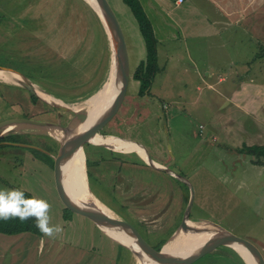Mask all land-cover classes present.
I'll list each match as a JSON object with an SVG mask.
<instances>
[{
    "label": "rangeland",
    "instance_id": "obj_1",
    "mask_svg": "<svg viewBox=\"0 0 264 264\" xmlns=\"http://www.w3.org/2000/svg\"><path fill=\"white\" fill-rule=\"evenodd\" d=\"M20 1L21 7H19ZM118 1L107 0V3L120 25L127 49V61L130 70L133 71L139 58L145 57V45L131 11L122 0ZM67 8L70 10L68 15L65 13ZM0 15H3L0 18V66L9 67L30 76L42 77L45 82L50 83L51 88L63 90L71 95H80L75 98L78 100L83 99L92 87L95 88L98 85V79L104 71H107L105 69L110 57L106 50L108 43L105 42V31L103 33L100 30L102 28L99 27L100 21L95 20L80 0H0ZM24 16L30 18L17 20ZM209 17H215L213 10ZM21 27L24 28L22 32H20ZM220 29L224 33L220 36L221 41L219 38H204L190 43L186 39H179L157 44V69L159 70L150 85L149 93L144 95V98L136 95L140 89L139 82L132 81V76L130 82L126 84L122 101L117 107L118 111H115L117 113L111 114L104 120L102 126L100 125L104 132L112 136L109 142L113 143L114 147L108 145L104 147L96 143L83 144L84 157L87 158L85 160L86 175L93 194L103 203L108 204L118 216L134 225L149 245L155 246L160 242L163 245L176 230V225L178 226L186 216L188 219H206L249 240L262 256L264 264V156L261 159L262 163L255 164L252 162L251 155L247 153L230 154L229 152L230 144L237 145L239 140L247 141L245 137L251 138V132L255 129L256 123H253L248 115L239 113L242 128L240 131L235 122L238 121L237 119L229 121L228 125L224 126L222 130L225 133L220 129L224 118L227 117L226 113H231L233 116L236 113V107L227 103L225 99L227 91L229 95L234 91V85L231 86L234 84L232 79L235 76L239 79H249L254 76L264 79V72H262L264 68L252 67L257 64L256 62L262 63V59L256 54L258 48L254 40L247 37L245 30L238 27V33L234 35L231 30L235 28H231L229 33L225 32L223 26H220ZM11 52L15 54V57L7 61V54ZM33 61L39 62L35 69L29 66ZM63 63H69L71 66L70 73L59 74L60 77L67 75L66 78L54 77L58 79L54 80L45 76L48 74L46 70ZM241 63L245 69L241 66L237 68L236 65ZM183 68L187 71H183ZM241 69L244 70L243 73L237 72ZM203 76L207 77V84L203 82ZM220 77H224L223 82L218 81ZM14 86H5L0 80V121L21 118L60 121L61 124L78 131L75 127L78 119L70 112L60 111L40 98L34 103L25 88ZM1 92L12 101H5ZM256 95L257 93L253 91V98ZM249 96L252 99L250 94ZM114 97L115 95L112 96L109 104ZM260 98L264 96L258 95L257 99ZM93 107L74 111L86 114L84 119L87 120L85 110ZM105 109L106 107L95 117H98ZM59 111L61 115H58ZM200 124L202 128H199ZM92 128L91 132L94 133L96 126ZM192 131L201 132L202 137L210 139L216 149L209 151L194 145ZM122 135L131 139L141 152H136V149L119 148L118 138ZM153 135L157 136L162 148H158L152 141ZM14 138L16 141H9V143L22 141L33 148L55 146L51 139H47L49 141L47 142L43 136L36 133L18 134ZM260 139L261 137H258L254 141L261 142ZM262 141L263 144L260 146L264 151V138ZM24 150L23 146L0 144V151H5L0 153V187L21 188L30 194L36 193L45 198L52 208H55L59 218H64V221L62 219L61 221L65 224L63 226L65 231L69 233L75 228L74 234L70 235L77 240L73 243L88 244L90 245L88 248L95 250L90 254L79 251L72 254L70 250L65 251L60 254L63 255L60 258L74 260L69 262L64 260L61 264H88L87 261L82 260L75 263L76 259L85 257L87 254H94L96 257L93 260L87 259L90 264H108V260H101L103 254L97 251V247L100 244L99 239L111 241L90 219L78 216L79 220L74 218L76 216L73 210L76 207L71 201L74 198L79 204L76 199L77 193L63 169L57 165V172L63 177L66 186L62 191V202H60L56 197L57 190L49 177L50 171L45 168L40 170L37 164L33 168L32 165H27L24 160V154L27 151ZM29 151L36 156L35 151L31 149ZM106 157L118 158L127 164L120 169V166L114 163V167L110 169ZM184 157H193L194 162H198L196 164H205L207 170L210 169L206 179H210L212 190L204 194L201 199L195 192L192 207L189 205L190 175L182 174L185 170H181ZM95 158L104 160L109 166L106 173L99 172L98 161H95ZM148 159L159 161L163 169L157 170L153 167L147 170L139 167L149 163ZM118 169L123 173L122 175L117 173ZM99 175L102 177L100 178ZM130 182L133 183L130 191H144L143 198L156 199V206H164L170 200L169 210L164 217H161V221L157 222L158 224L148 219L140 221L139 216H134L136 211L140 214L147 212L142 209V205H130L131 201L127 192ZM226 189L230 193H226ZM63 192L66 194V199L63 197ZM147 229L153 231H146ZM64 237L68 239L67 234ZM24 239L23 243L26 244L35 243L36 238L28 235ZM200 242L187 245L188 247H184L178 253L191 252L196 248L193 246ZM24 249L23 245L16 248L18 258L13 264H25L29 260L23 257ZM127 249L118 246L114 250L116 256L113 250L111 254L121 262L120 264H133V256ZM29 253L32 258L31 251ZM40 256L45 259L42 260L43 264H56V259L51 260L45 254ZM33 258L39 259L37 254ZM193 260L191 264H243L240 255L237 256L236 251H232L225 245L215 246L208 253L205 251ZM5 261L6 264H11L8 258Z\"/></svg>",
    "mask_w": 264,
    "mask_h": 264
},
{
    "label": "crops",
    "instance_id": "obj_2",
    "mask_svg": "<svg viewBox=\"0 0 264 264\" xmlns=\"http://www.w3.org/2000/svg\"><path fill=\"white\" fill-rule=\"evenodd\" d=\"M139 2L145 14L147 15L148 19L151 22L153 33H154L155 38L158 41V44L159 43L162 44L165 41L174 42V41H178L179 39H186L190 43L199 41L204 38H210V39L219 38V40L221 41L220 36L224 33H222L220 26H223V28L225 27V32H228V33L231 30V28H235V30H231V33H234V35L238 33L237 31L238 27H241L243 30L246 31L245 34L247 35V37L248 38L251 37V39L254 40V44H256V47L258 48L257 49L258 53L256 51V54L261 56V59H262V63L256 62L257 64L252 65V67L264 68V0H182L181 2H178V0H139ZM211 10L215 12V17H209L211 14ZM227 26H231V27L227 29L226 28ZM241 41H244V40L241 39ZM141 54H142V51H141ZM145 56H146V52H145ZM144 59L145 57L139 58L133 71L130 70L129 62H128V81L127 82H130L131 77L133 76V73L137 65L140 63V61ZM236 66L237 68H239V66L243 68L242 63L241 65H236ZM243 69H245V66ZM243 69L238 70L237 72L243 73L244 72ZM183 71H187V69L183 68ZM262 72H264V70H262ZM206 78H207L206 76H203L202 78L205 84H207ZM133 80L134 82H137V83L139 82L135 80L134 78H132V81ZM218 81L223 82L224 77H220ZM232 81H234V84H231V86L234 85V91L230 93V95H229V92L227 91V95L225 99L227 103L233 104L236 107V113H235V116H233L231 113L230 114L226 113L227 117L224 118L223 124H221V128H220L221 132H224L222 129L226 127L225 125H228L229 121H233L234 119L238 120L235 122H236V126L239 129V131L242 129L240 125L241 118H239L240 117L239 113L248 115L251 121L253 123H256L255 129H253L251 132V138L245 137L247 141L239 140L240 142H237V145H233V144L229 145L230 154H236V153L239 154V150L243 146H253V145L260 146L263 144L262 140L264 138V98L257 99V97L258 95L264 96V79L263 77L258 78L256 76L249 77V79L247 78L239 79V78H236L235 76L232 79ZM253 91L257 93V95L254 98L252 96ZM137 94H138V91L136 92V95ZM249 94L252 96V99H250ZM1 95L2 97H4L2 92H1ZM112 96L113 94L111 93L106 99L102 100L95 107L85 110V112L87 113V120L79 126V130H82L89 122H91L95 118L98 112H100L104 107L109 105V102L111 101ZM47 102L50 103L49 101ZM116 113L117 112H115L114 115ZM76 126L77 124L75 123V127ZM101 126H97L96 131ZM199 128H202L201 124L199 125ZM192 132L194 133V136H192L194 137V145H197L199 147L201 146L203 149H208L209 151L216 149V147H214V144L212 143L210 139L208 140L206 137H202L201 132H198V133H195V131H192ZM230 132L231 130L229 131V134ZM98 133L99 132L90 133L89 135L90 137L98 136L97 139L92 140L93 141L91 142L92 144L96 143L97 145L102 144L104 147L106 145L110 147H114V144L109 142L110 137H112L111 135H108V137H103ZM30 134H34V133H29V135ZM36 134H40L41 136H43L45 141L47 142H49L47 139H51V141L55 143V146L53 145H50L47 147L36 146L37 149L47 154L46 156H43V155L34 156L29 151V148L32 147L31 145H27V144L26 145H16V144L9 143V141H2V143L0 144L2 145L12 144L14 146H20V147L23 146L25 148L24 151H27L24 154V160L27 165L29 166L32 165V168H33V166H36L37 164L38 166H40L39 167L40 170L45 168L48 171H50L49 177L51 178V182L53 183L55 190H57L56 197L59 199L60 202H62L61 201L62 191L64 190V187L66 186H65L63 177L60 176L57 172L58 164L54 159V157H57L59 155L60 143L58 142V140H56L55 138H52L51 136L47 134H41V133H36ZM25 135H28V134H25ZM226 136L229 137L227 133H226ZM258 137H261L260 139L261 142L254 141V139H258ZM151 138H152V141L155 142V144L158 146V148H162L161 144L158 141L157 136L153 135ZM118 139H119L118 140L119 148L136 149V152L138 153L141 152L140 148L137 145H135L133 142H131V139H125L123 135L120 136ZM21 142L22 141L18 143H21ZM22 143L25 144L26 142H22ZM28 144H32V143H28ZM0 153H5V151H0ZM243 153H246V152H243ZM82 155H83V162L85 164L86 162L85 160H87V158L84 157L85 154L83 153V150H82ZM250 157L252 159V156ZM96 160L98 161L99 172L101 173H106L109 166H110V169H112L114 167V163H116L117 166H120V169L122 167H125L127 164L126 162H121L120 159L114 158V157H106V160L108 161L109 166L102 159L95 158V161ZM148 160H149V163H146V165L144 164L139 165V167L147 169V170L153 167L154 169L156 168L157 170L163 169L162 163H160L159 161L155 159H148ZM196 163L198 162L196 161L194 162L193 157H184V164L181 166V170L183 169L185 170L182 172V174L185 175V173H188V175H190L189 181L191 183L190 186H191V193L193 196V200H194L195 192L199 194V199H201L204 194L209 193L212 190V184H211L210 179L209 178L206 179V175L208 174L210 169L208 168L207 170V168L205 167V164L201 165V164H196ZM86 165H85V174H86ZM117 173L119 175L123 174L119 172V169L117 170ZM173 174L176 175L175 173ZM99 177L101 178L102 176L99 175ZM86 178H87V175H86ZM132 184L133 183L131 182L128 183L129 187L127 189L130 199L132 197V191H130V188L133 187ZM226 193H230V191L226 189ZM63 195H64L63 197L66 199V194L64 192H63ZM72 200L73 201L71 202H73V206L76 207L75 210H73V213H75V216H76L74 218L76 220H79V218H77L78 216L80 218L83 217V218L90 219L85 214L81 206H79V204L76 202V200L74 198ZM62 207L64 208L65 204L62 205ZM59 213H60V210H59ZM50 215L52 217L53 224L59 223L62 225V227L65 225L61 221V219L64 221V218L63 217L61 219L59 218V216L57 215L55 211V208L53 209L51 207ZM68 221H71V219H69ZM74 229L73 231H70L69 233H67L65 231V227H63L62 235L56 239H51L46 236H43V234L38 235L35 233H31V232H21L18 234H5V233L0 232V264H6L5 263L6 258H8L11 264H13L14 260L18 258L16 248L22 245L25 246V249L23 251V257L25 260L26 258L29 259L27 260L25 264H43L44 262L42 260H45V259H43L40 256V254L48 255V257H50L49 259L51 260L56 259V264H61L64 262V260L66 262H69L70 260H74L73 258H68V259L60 258V257H63V255H60V254L64 253L65 251L69 252L70 250L72 254L75 253L76 251H79L82 253L86 252L89 254L91 252H95V250L93 251L90 248H88L90 246L88 244L84 245L82 243L81 244L73 243L77 241L76 238L70 237L71 234H74ZM100 231L104 236L107 237V239L111 241V242H106L104 239H99L100 244L98 247L97 246L96 247H97V251L99 253L101 251V253L103 254L104 258L102 257L101 260H108V264H120L121 262H119V260H117L116 257L112 256L111 250L114 251L116 247L118 246L120 247H125V246L119 244L118 242H116L115 240L107 236L104 232H102L101 229ZM66 234H67V238L68 239L70 238L69 239L70 241H68V239L67 240L65 239L64 235ZM28 235L35 236L36 238L35 243H32V242L26 243V244L23 243L25 241L24 237H27ZM39 241H40V245H39ZM68 242L70 243L68 244ZM39 246H40V249H39ZM225 247H228V246H225ZM84 249H86V251ZM229 249L235 252V250H233L231 247H229ZM127 250L130 252V255H131L130 249L128 248ZM29 251H31L32 258L30 256ZM35 254L38 255L39 259L33 258L35 257ZM89 254H87L85 257L82 256L81 258L76 259L75 263H78L82 260V261H87V263L90 264V262H88L89 260L87 259L93 260L96 257L94 256V254L93 255H89ZM114 255H115V251H114ZM237 256H238V253H237ZM33 260H37V261L33 262ZM61 260L63 261L61 262ZM121 261H124V260H121ZM130 263H131V260H130ZM242 263L245 264L243 260H242Z\"/></svg>",
    "mask_w": 264,
    "mask_h": 264
},
{
    "label": "water",
    "instance_id": "obj_3",
    "mask_svg": "<svg viewBox=\"0 0 264 264\" xmlns=\"http://www.w3.org/2000/svg\"><path fill=\"white\" fill-rule=\"evenodd\" d=\"M83 1L86 2L98 16L110 46V60L114 72L111 92L113 95H115V97L112 99V102L106 106V109L102 111L98 117H95L82 130H79V126L86 121V119H84L86 114L82 113L81 111L76 112L66 106L52 104L53 106L60 109V111H68L78 119L76 122V129L78 131L72 130L69 126L61 124L60 121H36L26 118L0 121V138L13 134L35 133L33 131H37L36 133L41 134H44L43 132L62 133V135H64L63 138L65 139V142H60L59 155L54 157V159L60 168L65 171H67V164L71 159V153H75L79 148L83 150L84 142L90 141L89 135L91 131H93L92 127H97L103 124L104 120L110 117V115L117 110V107L122 101L121 99L123 92H125L128 81V56L126 45L120 25L113 11L108 5L107 0H92L94 5L87 0ZM0 69L16 71L5 66H0ZM18 73L26 79V81H21L20 87L25 88L30 93L42 99L34 88L35 85H41L30 77L23 75L21 72ZM117 89H119V91L116 92ZM60 111L58 112V115H61ZM58 120L60 119L58 118ZM94 133L97 132L95 131ZM14 144L26 145L23 143ZM76 188V199L78 200L81 208L84 209L85 214L94 222L97 227L102 230V232L119 244L130 249V241H132L133 244H135L139 249L140 257L143 261L142 264H191L194 261L193 259L199 254H202L205 251L208 252L209 250L213 249V247L218 245H225L234 249L238 255H240L245 264H247L246 258L236 248L245 251L250 256L254 264H263L262 257L258 253L256 247L248 240L237 236L214 221L206 219H188L187 216L184 217L178 228L171 234L170 238L164 242L160 249L156 250L153 246L146 243L140 232L131 223L123 218H113L109 216L91 200L89 194L90 192L93 196L94 194L89 187L87 178L85 180L78 179ZM192 201L193 196L191 193L189 203L190 207L192 205ZM193 229H205V231L212 232L214 234L213 237L209 238L205 242H200L197 244L196 248H194L191 252H186L185 254L177 253L176 255L171 256V244H173L182 233Z\"/></svg>",
    "mask_w": 264,
    "mask_h": 264
},
{
    "label": "trees",
    "instance_id": "obj_4",
    "mask_svg": "<svg viewBox=\"0 0 264 264\" xmlns=\"http://www.w3.org/2000/svg\"><path fill=\"white\" fill-rule=\"evenodd\" d=\"M80 1L88 8V10L91 12L92 16H94L95 20L97 22H99L100 21V20H98L99 18L96 16L94 11L89 7V5L86 2H84L83 0H80ZM122 1L131 11V13H132V15H133V17L137 23L139 32L142 36V39H143V42L145 45V50H146L145 59L140 61V63L137 65V67L133 73V78L135 80H138L140 83V85H139L140 89L138 90V95L144 96V95H147L149 93L150 84H151L153 78L155 77L156 73L158 72V69H157V44H158V41L154 36L151 22L148 19L147 15L145 14L139 0H122ZM21 4H22V2L20 1L19 7H21ZM65 10H66L65 11L66 15H68L69 11H70L69 8H67ZM1 17H3V15H0V18ZM25 18H30V17L29 16L19 17V18H17V20H23ZM100 25H99V27L100 28L102 27L100 30H102V32L104 33V28H103L102 24H100ZM23 30H24V28L21 27L20 32H22ZM104 34H105V36H104L105 42L107 43L106 33H104ZM106 50L108 52L107 46H106ZM7 56H8L7 61H9L13 57H15V54H13L11 52V53H8ZM52 58L54 59V57H52ZM30 64L31 65H29V66L31 68L35 69L39 65V62L33 61ZM70 71H71V66L69 65V63H63L62 65L59 64V66H57L55 68H50L49 70H46V72H48V74H46L45 76L49 79L53 78L54 80H58L57 79L58 77L59 78H66L67 77V75L64 77H62V76L60 77L59 74H62V75L68 74V73H70ZM18 72H20V71H18ZM35 72H37V71H35ZM22 74L30 77L33 80H35L37 83H39L43 87H45V88L47 87L48 89L52 90L53 93H55L57 95L58 94L68 95V93L64 92L63 90L61 91V90L51 88L49 86L50 83L45 82L44 78H42V77H39L37 75L30 76V75H27L23 72H22ZM54 74H57V75H54ZM54 77H57V78H54ZM48 81H50V80H48ZM3 85L9 86V87H15L14 85H10V84H3ZM16 87H19V86H16ZM9 98H8V96H4L5 101H12ZM30 98H31L32 102H34V103L37 100H39V98L32 93L30 94ZM16 135L17 134L4 136V137L0 138V141H12V142H14V141H16V140H14L15 139L14 137H16ZM97 138H98V136L90 137V141L95 140ZM6 146H14V145L6 144ZM29 149H31L32 151H35L36 155H38V156H41V155L46 156L47 155L37 148L31 147ZM262 149H263L262 146H256V145L243 146L239 150V152H246L247 154L251 155L252 156V162L255 164H258V163H262L261 159L264 156V151ZM85 165H86V162H85L84 166ZM67 166H69V163L67 164ZM25 193L27 195H30L29 192L25 191ZM106 205L108 207H110L108 204H106ZM0 232L5 233V234H18L21 232H31V233H35L38 235H42V233L35 227L34 219H30V220L23 222V223H21L18 219H12V220H8V221L0 220ZM161 245H162V242L158 243L155 246L154 245H152V246L155 249L159 250Z\"/></svg>",
    "mask_w": 264,
    "mask_h": 264
},
{
    "label": "bare ground",
    "instance_id": "obj_5",
    "mask_svg": "<svg viewBox=\"0 0 264 264\" xmlns=\"http://www.w3.org/2000/svg\"><path fill=\"white\" fill-rule=\"evenodd\" d=\"M91 4L94 5L92 0H87ZM108 43V40H107ZM108 53L110 57V46L108 43ZM107 68L102 74V76L97 81V86L95 88H91L89 91L86 92V96L82 98L75 99L79 96L78 94H55L48 89L42 87V86H34L37 94L49 101L52 104H57L61 106L69 107L73 110H84L90 107H93L100 103L102 100L106 99L112 92H111V85L113 81V68L111 66V60L109 61ZM0 80L3 81V84H10V85H16L20 86L21 81H26V79L19 74L16 71H8L4 69H0ZM68 96V97H66ZM32 132V131H31ZM37 132V131H33ZM44 134H47L51 136L52 138H55L58 140V142L63 143L65 142V139L63 138L64 135L60 132H43ZM71 159L69 160V166H67V171L63 170L65 174L67 175L68 179L70 180L74 190L77 193L76 183L77 180H85L86 174H85V166L83 162V155L82 150L79 148L75 153H71ZM91 200L99 206L105 213H107L109 216L113 218H121L118 216L110 207H108L105 203H103L101 200H99L95 195L93 196L90 192L89 194ZM212 232H207L205 229H193V230H187L186 232L182 233L173 244H171L172 248H170V254L171 256L176 255L181 249L184 247H188L187 245L196 243V242H205L209 238L213 237ZM197 246V245H196ZM193 246V247H196ZM245 258L247 261V264H254L250 258V256L243 250H240L236 248ZM130 251L131 256H133L134 263L133 264H142L143 261L141 260L140 253L138 247L133 244L132 241H130Z\"/></svg>",
    "mask_w": 264,
    "mask_h": 264
},
{
    "label": "clouds",
    "instance_id": "obj_6",
    "mask_svg": "<svg viewBox=\"0 0 264 264\" xmlns=\"http://www.w3.org/2000/svg\"><path fill=\"white\" fill-rule=\"evenodd\" d=\"M51 204L36 193L27 195L21 188L0 187V220L18 219L21 223L34 219L35 227L51 239L63 233L61 224L52 223Z\"/></svg>",
    "mask_w": 264,
    "mask_h": 264
},
{
    "label": "flooded vegetation",
    "instance_id": "obj_7",
    "mask_svg": "<svg viewBox=\"0 0 264 264\" xmlns=\"http://www.w3.org/2000/svg\"><path fill=\"white\" fill-rule=\"evenodd\" d=\"M28 93L31 94L29 91H28ZM97 131L98 132H101L102 135L100 133L99 134L101 136H103V137H108V135H109L107 132H104V130L102 129V127L98 128ZM124 138L127 139L125 136H124ZM91 142H93V141H85L84 142V145L87 144V143L92 144ZM144 165H146V164L144 163ZM143 193H145V192L142 191V190H137V191H134V192L132 191V197L130 199L131 200V204L130 205L131 206L132 205L133 206L142 205L141 206L142 209L145 212H147V213L140 214V213H137V211H136V213L134 214V216H139V218H140L139 220L140 221H145L144 219H148V220H151V221L153 220V223L158 224L157 222H160L161 221V217H164V214L166 212H168L170 200H168L164 206L163 205L162 206L161 205L156 206L155 205V200L156 199L143 198ZM146 195H148V194H146ZM168 215H172V214H168ZM146 223H147V221H146ZM178 226L176 225V229L178 228ZM146 231H152V230L151 229H147Z\"/></svg>",
    "mask_w": 264,
    "mask_h": 264
},
{
    "label": "built area",
    "instance_id": "obj_8",
    "mask_svg": "<svg viewBox=\"0 0 264 264\" xmlns=\"http://www.w3.org/2000/svg\"><path fill=\"white\" fill-rule=\"evenodd\" d=\"M182 0H178V2H181Z\"/></svg>",
    "mask_w": 264,
    "mask_h": 264
}]
</instances>
